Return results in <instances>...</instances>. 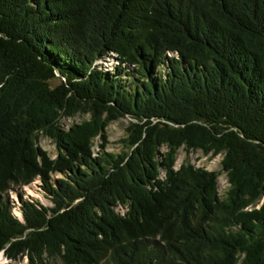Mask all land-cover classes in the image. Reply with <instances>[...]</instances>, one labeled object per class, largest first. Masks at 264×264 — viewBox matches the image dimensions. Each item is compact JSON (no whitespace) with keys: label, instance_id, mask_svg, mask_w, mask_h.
I'll return each instance as SVG.
<instances>
[{"label":"trees","instance_id":"16d2710c","mask_svg":"<svg viewBox=\"0 0 264 264\" xmlns=\"http://www.w3.org/2000/svg\"><path fill=\"white\" fill-rule=\"evenodd\" d=\"M0 253L264 264V0H0Z\"/></svg>","mask_w":264,"mask_h":264},{"label":"rangeland","instance_id":"374dc122","mask_svg":"<svg viewBox=\"0 0 264 264\" xmlns=\"http://www.w3.org/2000/svg\"><path fill=\"white\" fill-rule=\"evenodd\" d=\"M82 117L77 116L75 119L72 120H64V127H66L70 122H77ZM129 118L123 117L119 118L116 121L111 122L105 128V134L107 139L106 149L108 151L117 153L121 151L122 146L119 143V139L123 137L125 133V127L128 124ZM40 146L48 153L51 158H54L57 155V146L54 140L49 137L42 136L39 141ZM221 155L210 156V155H202L200 152H190L186 154L185 151L181 148L178 151L176 162L174 164V168H178L179 165L183 162H189L196 167H203L206 170H213L219 171L220 174L218 176V186H219V193L223 194V192L227 189L228 183L226 179V174L221 172ZM39 182L34 181L31 185L23 186L20 190L24 193L25 197H30L32 199L38 200L43 204H49L48 200L43 196L40 188ZM8 196L11 199H14L17 202L16 195L14 192L9 191ZM27 259H23L21 262L17 264H26ZM0 264H9V261L4 257L2 253H0Z\"/></svg>","mask_w":264,"mask_h":264}]
</instances>
